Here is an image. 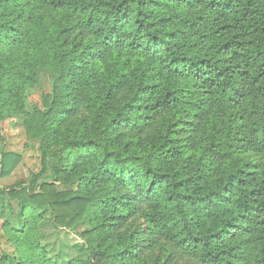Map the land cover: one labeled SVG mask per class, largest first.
<instances>
[{"label": "trees", "instance_id": "obj_1", "mask_svg": "<svg viewBox=\"0 0 264 264\" xmlns=\"http://www.w3.org/2000/svg\"><path fill=\"white\" fill-rule=\"evenodd\" d=\"M13 118L0 264H264V0H0Z\"/></svg>", "mask_w": 264, "mask_h": 264}, {"label": "rangeland", "instance_id": "obj_2", "mask_svg": "<svg viewBox=\"0 0 264 264\" xmlns=\"http://www.w3.org/2000/svg\"><path fill=\"white\" fill-rule=\"evenodd\" d=\"M49 92L50 87L46 83L31 95V103L42 105L45 94ZM22 120L23 118L0 119V161L3 159L1 156L3 153H13L22 157V163L11 176L6 178L1 176L0 163V189L14 188L19 183L29 185L33 176L38 174L41 169L38 144H34L27 139L22 127ZM62 236L71 244L80 242L76 234L71 231H64ZM0 242L3 249L11 251L5 240L0 239Z\"/></svg>", "mask_w": 264, "mask_h": 264}]
</instances>
